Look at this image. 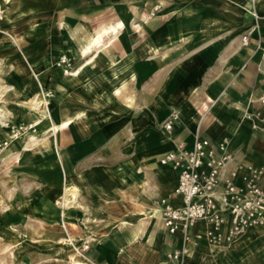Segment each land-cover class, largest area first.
<instances>
[{
    "label": "crops",
    "instance_id": "obj_1",
    "mask_svg": "<svg viewBox=\"0 0 264 264\" xmlns=\"http://www.w3.org/2000/svg\"><path fill=\"white\" fill-rule=\"evenodd\" d=\"M0 6V28L13 39L7 46L18 48V92L54 93L53 122L42 121L32 141L11 140L0 153V238L12 243L11 255L22 264H81L64 244L68 237L79 246L90 242L92 264H177L166 255L180 249L182 233L166 232L156 204H181L177 173L159 158L179 144L189 148L198 133L211 143L230 138L229 168L264 162V107L257 102L264 97V0ZM103 29L101 46L81 55ZM63 53L72 62L67 76L56 65ZM171 109L180 122L169 134L162 123ZM5 111L12 122L35 116L14 106ZM256 112L262 119L245 117ZM65 119L70 124L54 133L53 124ZM205 229L204 222L190 229L182 264H264V226L226 247L204 238L194 245Z\"/></svg>",
    "mask_w": 264,
    "mask_h": 264
},
{
    "label": "built area",
    "instance_id": "obj_2",
    "mask_svg": "<svg viewBox=\"0 0 264 264\" xmlns=\"http://www.w3.org/2000/svg\"><path fill=\"white\" fill-rule=\"evenodd\" d=\"M156 9L157 7L154 10ZM242 42L246 43V37L242 38ZM56 65L61 68L64 76L71 74L72 62L66 53L57 57ZM38 97L42 98L39 110L44 113L46 111V119H49L48 105L53 93L41 90ZM257 102L264 107V97L258 98ZM33 112L36 113V110ZM245 117L262 119L258 112L246 113ZM179 122V110L171 109L162 123V128L171 134ZM6 128L9 138L0 143V149L6 147L12 139L19 138L28 131L34 132L31 124H9ZM233 160L234 152L228 136H222L216 143H211L208 139L201 138L198 133L189 148L179 144L159 158L161 165L176 171L174 195L181 200V204L177 206L163 198L156 201L160 208L162 227L166 232L170 235L178 231L182 233L180 249L168 253V260L177 264L183 263L191 240L190 229L197 222H204L206 229L203 235H195L194 245L204 238L209 245L218 247L229 246L250 228L264 226V162L259 166L239 162L229 168ZM224 213L228 214L225 231ZM74 250L82 260L81 264H92L85 254L89 251L87 243Z\"/></svg>",
    "mask_w": 264,
    "mask_h": 264
},
{
    "label": "rangeland",
    "instance_id": "obj_3",
    "mask_svg": "<svg viewBox=\"0 0 264 264\" xmlns=\"http://www.w3.org/2000/svg\"><path fill=\"white\" fill-rule=\"evenodd\" d=\"M0 9H1V6H0ZM9 42L13 43V39L11 38L10 34L7 31H4L3 28H0V106H2L3 111H5V108H7V106H14V107H17L19 109L23 108L26 111H30L31 113H33L35 115L32 121H29V122L24 121V118L21 117V118H17L15 121L11 122L10 123L11 125L27 126L29 124L36 122V121H34L35 119H40L42 121H47L48 123H51L50 117H49V119H46L47 116H45L46 115L45 113H44V117H42V115H41V117L43 118L42 119L39 116V114H42V112L40 110L39 111L36 110V113H35V112H33L34 110L30 109V106H29L30 103L26 104L31 98H34L36 95H38V93L41 91V89L36 94H34V93L20 94L18 92L17 88H19L18 86H19V82L21 81L20 80L21 75L16 74V71L14 69L15 61H14V59H12V56L14 55L15 51H17L18 48H15V46H11V47L7 46L9 44ZM23 61L25 63H27L26 59L25 60L23 59ZM6 86L8 88H11V89L8 91H3L2 88L6 87ZM53 97H54V93H53ZM23 102H25V103H23ZM49 106H50V101H49V105H48V111L50 114ZM38 126L39 125L32 127V128H34V132L28 131L26 134L22 135L21 137H19L17 139L26 138V141H30L31 138H34V136L38 133V131H37ZM0 129L6 130L7 139H5V140H8V138H9L8 129L6 127L1 126V125H0ZM39 134H40V131H39ZM6 147H3L2 149H0V153ZM61 226H62V228L64 227L63 225H61ZM65 243H67V244H65ZM70 243H72V245H70ZM85 243H87L89 245V248H90V244H89L90 242L88 240L83 241L80 246L75 245V242L72 240H71V242H69L68 237L64 241V244L69 245L71 247L73 253L76 255H77V252L74 249L82 247V245ZM11 245H12V243H10L9 240H7L5 238H0V264H22V263H20L21 262L20 259H17V257L11 255V252H12V250H11L12 246Z\"/></svg>",
    "mask_w": 264,
    "mask_h": 264
},
{
    "label": "bare ground",
    "instance_id": "obj_4",
    "mask_svg": "<svg viewBox=\"0 0 264 264\" xmlns=\"http://www.w3.org/2000/svg\"><path fill=\"white\" fill-rule=\"evenodd\" d=\"M121 25V24H120ZM121 27V26H120ZM115 29V28H114ZM110 31V30H109ZM114 31H116V30H114ZM113 31V32H114ZM97 33H98V31H97ZM105 33H107V29H103V31L102 32H100V33H98V34H93L92 35V38L90 39V41L84 46V48L83 49H80V54L81 55H86L88 52H90V49H91V47L93 48V47H98V46H101V42H102V38H103V35L105 34ZM85 41V40H84ZM74 73V72H73ZM74 75V74H73ZM11 88H8L7 86L6 87H3L2 88V90L3 91H8V90H10ZM40 89L41 90H43L41 87H40ZM46 89V88H45ZM41 99V100H40ZM40 99H39V97H38V95H36L34 98H31L26 104H28V103H30V109L31 110H38L39 111V108H40V105H41V101H42V98L40 97ZM44 103V102H43ZM41 111V110H40ZM45 114L47 115V112L45 111ZM42 117H44V111H42ZM49 117H50V119H51V115L49 114ZM43 119V118H42ZM38 119H35L34 121H36V122H34V123H32L31 124V128L32 127H35V126H37V125H39V123H41V121L40 120H38ZM52 121V120H51ZM0 122H1V125L3 126V127H8V125L12 122V120L10 119V113L9 112H5V111H3V109H2V106H0ZM53 122V121H52ZM70 124V119H65V120H63V121H61V122H59L58 124H53V127H52V131L54 132V133H57L58 131H60V130H63V129H65L68 125ZM32 140H33V138H31ZM12 140H14V141H16L17 140V138H14V139H12ZM65 197V196H64ZM66 203V202H65ZM64 203V204H65ZM60 205H61V203H60ZM68 205V204H67ZM157 214V213H156ZM155 214V215H156ZM18 246V245H17Z\"/></svg>",
    "mask_w": 264,
    "mask_h": 264
}]
</instances>
